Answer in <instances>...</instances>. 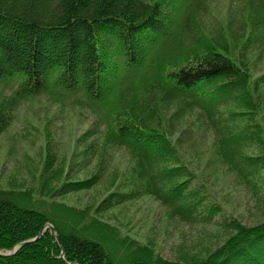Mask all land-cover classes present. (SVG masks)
I'll use <instances>...</instances> for the list:
<instances>
[{
	"label": "trees",
	"instance_id": "16d2710c",
	"mask_svg": "<svg viewBox=\"0 0 264 264\" xmlns=\"http://www.w3.org/2000/svg\"><path fill=\"white\" fill-rule=\"evenodd\" d=\"M245 1L264 42V0ZM193 2L0 0V134L11 126L17 104L41 94L59 103L71 100L95 115L96 127L101 124V131L84 133L94 136L82 152V164L96 163L91 174L72 180L66 166L54 170L49 161L38 188H0V250L52 225L15 254L0 256V264H185L165 259L102 217L144 196L159 201L170 218L232 232L191 264H264V221L250 226L225 216L170 137L171 118L182 121L198 111L215 134L220 162L239 183L262 187L264 125L239 123L259 114L255 92L264 86V73L252 80L234 57V43L202 37L194 29ZM181 26L191 43L178 40ZM113 147L134 163L120 190L90 206L59 199L102 181ZM40 254L46 258L38 261Z\"/></svg>",
	"mask_w": 264,
	"mask_h": 264
},
{
	"label": "rangeland",
	"instance_id": "374dc122",
	"mask_svg": "<svg viewBox=\"0 0 264 264\" xmlns=\"http://www.w3.org/2000/svg\"><path fill=\"white\" fill-rule=\"evenodd\" d=\"M190 7L197 12L194 29H198L202 37L211 41L223 37L228 45L230 41L234 43V57L247 67L252 80L264 73V42L250 20L252 14L245 0H200L198 3L194 0ZM178 32V40L191 43L190 32L184 26ZM250 41L255 42L245 50ZM255 93L259 114L249 116L254 120L240 121L241 126L258 122L264 125V86ZM173 110L169 117H172ZM229 111L226 109L223 114L228 115ZM98 124L96 127L95 115L91 111L71 100L58 103L49 94H41L21 101L16 105L11 126L0 134V188H38L44 165L49 161L54 164V170L66 166L72 180L91 174L96 163L82 164V152L94 136L92 132L84 133L101 131V124ZM169 128L170 137L181 156L207 181L214 195L211 201L216 199L223 205L225 216L234 215L250 226L264 221V171L260 190L239 183L234 173L220 162L214 144L215 134L198 111L188 114L182 121L171 118ZM254 150L258 152L257 148ZM109 154L111 160L102 181L89 190L70 193L59 199L77 206H90L119 189V185L134 174V163L122 149L113 147ZM102 217L142 244L154 248L165 259L185 264L198 260V256H206L232 234L221 226L191 225L170 218L166 209L151 196L117 205L102 213ZM217 218L221 219V215ZM45 258L40 254L38 261Z\"/></svg>",
	"mask_w": 264,
	"mask_h": 264
},
{
	"label": "water",
	"instance_id": "95a60500",
	"mask_svg": "<svg viewBox=\"0 0 264 264\" xmlns=\"http://www.w3.org/2000/svg\"><path fill=\"white\" fill-rule=\"evenodd\" d=\"M41 234H42V232L40 233V236H41ZM39 237V236H38ZM29 242H31V241H25V242H23V243H21V246H23V245H25V244H27V243H29ZM15 251H12L11 253H5V252H1L0 251V255H9V254H12V253H14Z\"/></svg>",
	"mask_w": 264,
	"mask_h": 264
}]
</instances>
